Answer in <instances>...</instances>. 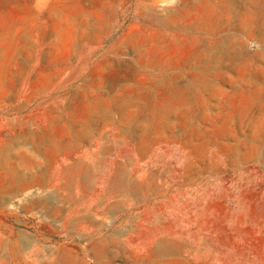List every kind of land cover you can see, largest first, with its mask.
I'll use <instances>...</instances> for the list:
<instances>
[{
  "label": "rangeland",
  "instance_id": "1",
  "mask_svg": "<svg viewBox=\"0 0 264 264\" xmlns=\"http://www.w3.org/2000/svg\"><path fill=\"white\" fill-rule=\"evenodd\" d=\"M0 264H264V0H0Z\"/></svg>",
  "mask_w": 264,
  "mask_h": 264
},
{
  "label": "bare ground",
  "instance_id": "2",
  "mask_svg": "<svg viewBox=\"0 0 264 264\" xmlns=\"http://www.w3.org/2000/svg\"><path fill=\"white\" fill-rule=\"evenodd\" d=\"M238 2V1H237ZM239 7V6H238ZM243 7V6H242ZM241 9V8H240ZM255 10V9H254ZM261 13V12H260ZM256 33V32H255ZM257 34V33H256ZM60 148V147H59ZM53 155H55V154H53Z\"/></svg>",
  "mask_w": 264,
  "mask_h": 264
}]
</instances>
